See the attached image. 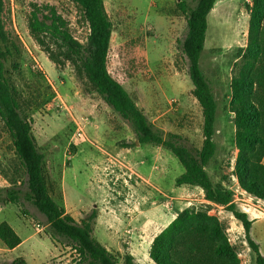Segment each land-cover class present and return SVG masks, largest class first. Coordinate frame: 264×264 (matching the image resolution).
I'll list each match as a JSON object with an SVG mask.
<instances>
[{
    "label": "rangeland",
    "instance_id": "1",
    "mask_svg": "<svg viewBox=\"0 0 264 264\" xmlns=\"http://www.w3.org/2000/svg\"><path fill=\"white\" fill-rule=\"evenodd\" d=\"M103 1L112 22L109 73L166 138L179 135V144L195 154L203 142V115L178 46L186 33L180 0ZM187 2L193 7L197 0ZM251 2L216 0L200 59L217 105L216 153L206 171L214 184L232 193L237 209L249 218L260 215L264 201L246 193L233 175L238 151L230 100L239 50L248 44ZM32 4L54 6L83 45L90 30L81 8L70 0H0L4 35L14 45L5 64L7 76L23 116L32 122L55 202L77 222L96 211L93 236L120 264L127 253H134L136 264H154L149 257L154 238L187 208H205L216 216L239 264H255L242 224L224 207L207 201L201 188L177 184L184 172L179 160L164 147L139 144L129 122L107 106L56 44L46 39L41 46L31 37ZM130 169L139 170L142 179ZM26 181L0 119V186L19 190L21 202L19 207L6 204L5 188L0 187V223L8 222L22 239L16 250L3 254L0 264H76L70 242L52 237L45 216L28 201ZM256 227L264 233V221Z\"/></svg>",
    "mask_w": 264,
    "mask_h": 264
},
{
    "label": "trees",
    "instance_id": "2",
    "mask_svg": "<svg viewBox=\"0 0 264 264\" xmlns=\"http://www.w3.org/2000/svg\"><path fill=\"white\" fill-rule=\"evenodd\" d=\"M78 5L90 30L87 45L71 34L69 23L50 5H31L28 29L41 46L46 39L56 44L67 61L72 62L81 77L102 97L104 102L132 126L139 144L168 149L182 164L184 172L176 179L178 185L199 187L205 199L224 207L241 224L245 241L255 256V264H264L259 245L250 235L252 220L239 211L234 197L222 184H214L206 166L216 153L214 142L216 110L210 82L201 69L200 59L205 47L208 16L216 0H197L192 7L180 0L178 9L186 20L185 36L178 46L187 61V73L193 95L202 108L203 142L195 154L179 144L181 137L166 138L152 124L131 98L123 85L108 71L112 22L103 0H70ZM0 5V10H1ZM0 14V119L10 138L16 156L27 176L26 197L45 216L54 234L68 240L77 254L76 264H120L118 257L93 236L97 213L92 211L77 222L58 205L50 191L42 154L33 134L32 122L23 116L18 94L7 74L6 62L14 45L4 35ZM50 60L57 62L49 49ZM236 71L231 81L230 109L234 113L235 146L238 151L233 175L249 195L264 201V0H252L248 44L241 48ZM14 69L19 65L14 63ZM5 202L20 206V191L13 186L4 189ZM0 240L8 249L22 243L21 237L7 223H0ZM150 259L154 264H239L235 249L229 243L221 221L205 208H187L158 234L151 245ZM121 264H136L127 253Z\"/></svg>",
    "mask_w": 264,
    "mask_h": 264
},
{
    "label": "crops",
    "instance_id": "3",
    "mask_svg": "<svg viewBox=\"0 0 264 264\" xmlns=\"http://www.w3.org/2000/svg\"><path fill=\"white\" fill-rule=\"evenodd\" d=\"M132 171V173H135L136 176H138L140 179H142V176L139 174V170L138 172L133 170V169H130ZM11 185H8V186H0V187H3V188H8L10 187ZM7 204V202H6ZM255 207V206H254ZM255 208H253L254 210ZM259 211V210H258ZM66 212L69 213V211L67 210L66 208ZM260 212V215H256V216H253V217H250V220H252V227H251V231H250V235L252 237V239L254 241H256L259 245V249H260V252L261 254L264 256V233L263 232H259L256 225L259 224L260 222L264 221V210L262 211H259ZM249 214V213H247ZM250 215V214H249ZM6 222V221H4ZM8 223V222H7ZM9 224V223H8ZM10 225V224H9ZM11 226V225H10ZM12 227V226H11ZM139 229H142L139 228ZM18 247L14 248V249H8L4 243L0 240V262L4 261V259H2L3 257V254L4 253H7V252H10V251H13V250H16ZM138 249H136V252ZM132 256H134V253H130Z\"/></svg>",
    "mask_w": 264,
    "mask_h": 264
},
{
    "label": "built area",
    "instance_id": "4",
    "mask_svg": "<svg viewBox=\"0 0 264 264\" xmlns=\"http://www.w3.org/2000/svg\"><path fill=\"white\" fill-rule=\"evenodd\" d=\"M79 130H80V128H79ZM79 135H81V134H79Z\"/></svg>",
    "mask_w": 264,
    "mask_h": 264
}]
</instances>
